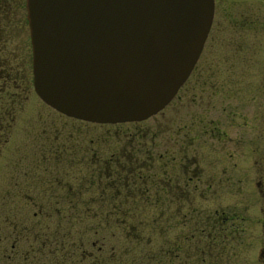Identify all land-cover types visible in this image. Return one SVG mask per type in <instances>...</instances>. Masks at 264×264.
Masks as SVG:
<instances>
[{"label":"flooded vegetation","instance_id":"flooded-vegetation-1","mask_svg":"<svg viewBox=\"0 0 264 264\" xmlns=\"http://www.w3.org/2000/svg\"><path fill=\"white\" fill-rule=\"evenodd\" d=\"M12 6L10 0H0V116L9 117L0 120V123L12 126L17 116L16 108L27 100L29 92H32L31 86L33 94L40 100L38 103L47 109L43 111L45 116L53 113L63 119L53 125L42 122L45 116L39 118L36 113L33 115V128L37 122L39 126L32 138L42 136L44 141L40 143L39 152L30 153V158L36 160L16 174L23 178L27 201L32 207L39 208L34 214H40L43 208H102L107 209V222L112 216L116 220L121 216L122 223L132 218L127 214L131 208H156L158 214L153 211L152 215L155 232L162 234V230L167 228L173 233L176 217L179 225L188 226L193 221L192 227H186L185 231L180 230L171 238L166 235L163 239L166 246L155 250L157 257L165 251L170 264L176 259L181 260L179 256H183V261L178 264H222V250L233 238L237 239L240 232L239 218L236 220V216L218 210L202 215L197 208L206 206V198L209 195V198H216L220 191L218 187L222 178L216 176L215 159L219 165L218 173L224 174L228 169L237 181L240 179L238 172L245 179L249 176V167H239L234 149L225 150L228 149V142L248 143L254 139V134L249 137L236 135L239 119L246 129L253 126L249 123L253 115L238 110L241 89L219 88L223 83L212 71L211 65L210 69L205 66L197 69L199 55L170 100L144 119L95 122L67 115L44 102L35 92L32 61V79L30 73L26 72L23 76L25 71H22L20 76L17 69L14 70V54L10 50L9 39L10 13L14 12L10 9ZM252 99L247 98L248 101ZM169 105L174 112L166 114L164 110ZM180 109L175 117L174 113ZM212 109L217 111L214 120L210 114ZM37 110L30 109L31 112ZM152 116V123L143 127L141 122ZM95 123L106 126L101 136L94 137L91 132ZM67 125L81 128L89 135H67L61 131V126ZM130 127L133 130H127ZM233 130L235 135H232ZM263 136L260 135L261 138ZM112 139L117 140L113 148ZM262 140L264 142V138ZM251 143L253 152L254 141ZM263 150L264 146L257 158L261 160L258 163L261 174L257 185L264 195ZM225 159H230L231 164L228 161L224 163ZM17 175L12 173L10 176V194L17 190L13 188L18 186ZM162 215H165V221H162ZM257 224L264 231V218L257 219ZM195 236L197 238L191 240ZM219 237L224 244L217 240ZM257 237L258 255L264 256V236Z\"/></svg>","mask_w":264,"mask_h":264},{"label":"rangeland","instance_id":"rangeland-1","mask_svg":"<svg viewBox=\"0 0 264 264\" xmlns=\"http://www.w3.org/2000/svg\"><path fill=\"white\" fill-rule=\"evenodd\" d=\"M10 4H13L10 9L14 11L10 13L9 38L10 50L14 54L12 64L15 67L14 70L17 69L16 72L20 76L22 71H25L23 76H26L27 72L30 73L32 79L31 46L24 0H10ZM208 61H212V63L208 64ZM210 65L213 68L212 71L217 74L218 79L223 83L219 85V88L241 89L238 99V110L253 115L251 120H249V123L251 122L253 126H249L250 128L246 129L242 124V120L239 119L236 135L243 137L248 135L249 137L254 134V139L251 142L254 141L255 148L252 152L250 147L253 148V143L250 140L248 143L237 142L235 144L228 142L226 144L228 149L224 147L225 150L231 151L233 148L237 153L236 157L239 160V167H249V176L245 179L238 172L240 179L237 181V177L228 169L224 174L218 173L219 165L215 159L214 169L216 176L222 178L218 187L220 191H218L216 198H209L210 195L207 193L209 196L206 198V206L197 209L202 215L213 214L215 210H218L219 212L223 211L227 215H234L236 220L237 218L240 220H238L240 222V232L237 239L233 238L227 247L222 250V264H264V256L258 255L259 243L257 241V236H264V231L257 224V219L264 218V195L260 186L257 185V180L261 174L259 169L261 167L258 166L261 160H257V158L264 146L262 140L264 136L260 137V135H264V0H214L213 19L200 58L197 61V69L203 66L210 69ZM30 91L32 92H29L27 100L24 103L21 102L22 105L20 104L21 106L16 108L17 116L12 126L7 127L0 123V264L22 263L23 257L29 249H37L39 241L34 239V237L41 228L38 222L40 221L39 216L43 217L45 214H53L55 211V208H45L43 214L35 215L34 212H38L39 208L32 207L27 201L25 192H23V189H25L23 178L16 174L19 169H26L28 164L36 160L34 157L30 158V153L39 152L40 143L44 141L42 136L37 137V139L32 138V134L39 126L37 122V125L33 128L34 123L32 121H35L33 119L35 113L39 118L41 116L44 117L46 113L43 111L47 109L38 103L40 100L33 94L32 86ZM250 97H253V99L248 101L247 98L250 99ZM31 108L34 111L36 108L38 110L31 112ZM164 112L170 114L174 110L169 105ZM180 112L181 109L174 113L175 117ZM210 114L213 120L216 119V109H212ZM3 119L7 120L9 117L7 116ZM43 119L42 122H50L51 124L63 120L53 115V113H48ZM152 120L153 116L141 123L145 127L150 125ZM31 125L32 127H30ZM58 125H61V123ZM105 128V125L95 123L91 132L94 137L101 136L104 134ZM233 128L235 127H229V129ZM70 129L73 131H69ZM127 130H133V127L127 128ZM61 131L73 137H86L89 135L83 129H77L70 125L61 126ZM232 135H235L234 130ZM111 142V147L113 148L117 140L112 139ZM242 145L245 146L242 147ZM27 148L29 153L26 154ZM227 161L228 164L232 162L230 159H225L224 163ZM212 169L211 167L210 171ZM12 173L17 175L16 178L19 179L17 185L19 187L14 185L15 187L13 188L17 190L10 194V176ZM60 209L64 210L66 208ZM99 209L101 208H91L88 216L87 214L84 215L86 210L83 208H77L75 213L81 219V226H79L80 223L78 222L74 224L76 235L71 236V238H76V244H80V250L77 251V254L82 249L89 255L85 257L87 260H92V257L97 254L99 257H108L111 248H114L115 254L119 256L123 251L125 252L126 246L135 242L132 237L127 236L128 229H131L129 227L131 220L126 219L125 222L120 223L121 216L118 217V220L115 219V216H112L111 220L108 221L109 223L105 225V220L92 214ZM131 209H136L135 217H137V221L142 220L140 230L142 235L141 246H145L146 241H151L149 243L153 246L154 252L166 246V240H163L166 239V235L171 238L172 235H175L180 230L185 231L186 227L188 229L193 224V221H191L188 226H184L183 223L179 225L177 224L178 217H176L173 233L168 231L165 227L166 225H164L166 229H163L161 234L157 231L155 232L152 229V225H148L149 221L152 224V215L153 211L156 213V208L142 207ZM251 218L254 219L252 220ZM161 219L165 221V215H162ZM54 221L55 219H50V222L45 224L47 230L55 227L56 223ZM97 222H99V225ZM85 227H87V230ZM147 237H150L151 240H147ZM196 238L195 236L191 240ZM217 240L224 244L221 237L217 238ZM93 241H95L94 244L92 243ZM98 245H100V249H98ZM30 257L31 255L28 258ZM44 258L46 260L45 264L51 262V260L47 261V259H50V255L46 254ZM179 258L181 260L177 261L176 259L173 264L183 261V256H179ZM27 262L30 264H42L38 255L34 259L27 260Z\"/></svg>","mask_w":264,"mask_h":264},{"label":"water","instance_id":"water-1","mask_svg":"<svg viewBox=\"0 0 264 264\" xmlns=\"http://www.w3.org/2000/svg\"><path fill=\"white\" fill-rule=\"evenodd\" d=\"M33 88L67 115L144 119L190 72L214 0H25Z\"/></svg>","mask_w":264,"mask_h":264},{"label":"trees","instance_id":"trees-1","mask_svg":"<svg viewBox=\"0 0 264 264\" xmlns=\"http://www.w3.org/2000/svg\"><path fill=\"white\" fill-rule=\"evenodd\" d=\"M3 118L5 117L0 116V120H4ZM44 210L45 208L41 210L40 215L43 214ZM85 210L84 215L87 214L88 216L90 209ZM106 211L107 209L101 208L92 214L105 220V225H107L109 222L106 221ZM76 212L77 210L74 208H66L64 210L55 208L53 214H45L46 216L44 215L43 217H40V221L38 222L40 223L41 228L34 237V239L39 241L37 249H29L23 257L24 262L22 261V263L18 262L16 264H30L27 260L34 259L37 255L40 257L42 264H45L46 260L44 256L46 254L50 255V259H47V261L51 260V262H48V264H170L169 257L166 255L165 251L157 257L152 248L153 246L150 244L151 241H146V245L141 246L142 235L140 230L142 227V220L137 221V217H135L136 209H129L127 212V214L132 217L130 218L131 221L129 223L131 229H128L127 236L132 237L135 242L126 246L125 252L123 251L122 254L117 256L115 254V249L111 248L108 257H99L97 254L92 257V260L85 259V257L89 255L82 251V249L80 253L77 254V251L80 250V244H76V238H71V236L76 235L74 224H77L78 222L80 223L79 226H81V219L78 215H75ZM50 219H55L54 222L56 224L53 229L47 230L45 224L50 222ZM97 224L99 225V222H97ZM148 225H152L151 221H149ZM85 229L87 230V227H85ZM146 239L151 240L150 237H147ZM29 255H31L30 258H28Z\"/></svg>","mask_w":264,"mask_h":264}]
</instances>
